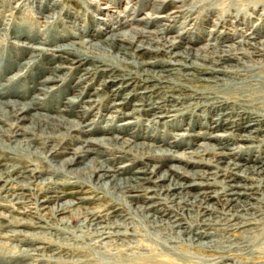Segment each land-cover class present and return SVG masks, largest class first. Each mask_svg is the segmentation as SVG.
<instances>
[{
  "label": "rangeland",
  "instance_id": "rangeland-1",
  "mask_svg": "<svg viewBox=\"0 0 264 264\" xmlns=\"http://www.w3.org/2000/svg\"><path fill=\"white\" fill-rule=\"evenodd\" d=\"M209 2L215 8L213 14L203 10L199 14L195 12L190 15L185 11L188 9L186 7L189 6V0L185 3L179 0H0V93L4 92L0 94V101L15 99L22 102L28 100L30 96H37L39 99H36L32 109L27 110L26 116L34 113L60 115L66 120L80 124L79 128L85 131L80 133L67 125L55 126L53 138L44 141L45 136H41L38 127L36 130L32 127L34 135L29 138L33 139L30 140V148L25 151L11 149L14 144L12 139L3 140L4 143L1 145L4 144L5 147H0V155L3 156L0 160V173L8 165L21 166L20 170L25 169L26 175L31 173V169H37L39 172H35V175L39 178L51 176L57 182L55 193L60 195L57 203L69 200L73 204L62 214H51L48 209L55 201H43L44 195L48 193L44 185L37 183L40 186H34L35 182L20 178L24 184L18 186V183L5 181L6 178L1 176L0 264H264V212H262L264 175L252 173L247 167L244 168L253 165L264 169V129L257 130L250 137L239 139L241 134H247L248 129L252 127H264V121L255 122L256 124L248 128L246 124L250 120L246 114L251 117L253 114L245 111L246 114L242 112L239 115L223 116L220 125L215 126V122L210 118L216 116L217 110H230V106L224 105L225 101L222 98H217L214 105L218 103L220 107L211 113L210 109L206 111V105L198 108L189 103L193 100L182 99L181 103L173 106L178 109L169 112L173 115L148 121L150 115L147 112L163 114L167 113L166 110L169 108L166 102L149 111L146 102L157 100L152 94L143 98H146L143 109L132 113L131 117L125 116L124 114L131 112L136 103L142 101L139 99V94L132 97L129 94L136 84L133 86L132 81L128 86H123L124 83L107 84L104 89L93 92L96 88H101V83L110 75L125 78L127 76L123 65L115 64L109 58L110 61L106 59L104 64H101L99 57L86 61L81 56H75L72 58L75 62L63 63L64 67L56 72L61 75L60 79L47 84L49 87L47 94H37L36 88L39 86L37 80L47 75L45 69L48 65L56 64L54 58L40 55L33 66L17 69L18 63L29 59L24 58L25 51L17 43L23 41L29 43L28 37L34 36L50 42L61 34L65 35L64 31L92 34L98 29L103 30L107 24L116 26L114 23L116 20L129 23L119 30L129 31L136 28L145 31V34L149 33L150 37L154 38L157 35L158 42L149 43L150 47L166 44V41L174 39L181 40L175 50L184 46L194 49L205 42H214L212 38L216 36H230L234 33L237 34L232 35V38L224 43L230 42L236 45L241 40L238 36L239 29L242 30L241 33L253 30L260 33L257 39H264L262 9L253 11L248 8L243 11L245 14L239 17V21L232 16H226L225 20H228V24L219 27L211 37L208 29L217 21L219 11L228 8L227 11L231 13L233 7L228 0H209ZM46 15L49 17L44 18ZM168 15L171 17H165ZM182 18H185L184 22ZM236 28H239L237 32H235ZM157 30L162 32L158 34ZM238 48L244 50L246 47L240 45ZM125 57L133 63L138 62L135 57ZM237 57L240 58L238 61L230 58L224 62L229 66L238 67L239 75H236L234 82H239V79L246 75L249 78L256 74L264 76L263 64H255L253 68L249 62L243 63L248 57L241 55ZM164 62L162 67L153 65L149 68L170 69L164 71L167 78L178 83L187 82L181 76V73L185 74L186 71L171 70L172 67L166 66V61ZM15 71L19 73L18 78L7 80ZM136 72L140 71L136 70ZM190 72H194L199 77L209 75L199 71L190 70ZM79 77H83V80L75 86ZM248 83L253 84L255 80ZM118 85L123 87L119 88L115 95H111ZM165 85L173 86L171 89L177 87V84L172 82ZM191 85L193 86L190 84L188 87L191 88ZM211 86L213 87L210 88L216 87V89L223 87L218 83ZM167 88L163 86L158 91H165ZM199 88L204 87L199 86ZM79 91L83 92L80 102L66 104L73 93ZM180 92L190 94L189 90L182 89ZM89 98L96 100L87 106L88 111H84L82 106L87 105L85 100ZM115 101L127 102L115 113L112 110L116 108H109ZM241 103L237 106L242 107ZM258 105L264 109V99L260 100ZM243 106L246 107L244 104ZM109 113L114 117L109 116ZM75 114L81 117H76ZM11 119L14 121V118ZM15 122L17 128L28 124V120H15ZM1 126L8 127V122L4 121ZM198 132L204 137H195L194 134ZM216 134L222 135L216 136ZM100 136L106 138L103 145L112 143L110 144L112 149L91 145L92 152L84 158H77L73 166L67 167L65 171L49 174L48 150L51 146H55L57 150L52 158L55 161L53 163L57 164L73 154L75 147L84 145L81 138ZM125 139L140 147L136 146L134 149L124 147L120 141ZM201 142L206 145L196 148L195 144ZM141 143L147 145L141 146ZM195 148L198 152L190 153ZM152 150L164 151L155 153ZM166 150L174 154L182 152L196 161L164 154ZM38 151L42 152V157H38ZM217 152L228 154L220 156ZM89 159H96L113 167L116 170L115 176L122 179L138 175L137 170L145 168L147 173L144 176L151 180L159 174H169L174 181L188 184L185 189L188 190L189 195L178 201V198L160 191L152 181L140 180L141 183L137 187L138 190L133 193L134 196L123 193L125 201H122L111 188L99 187L95 178L91 177L86 181L83 176L74 174V168L79 166L83 168L85 164L82 161L87 162ZM231 162L241 165L236 170L232 169L234 172L249 177H239L238 181L240 180L247 187L242 188L244 193L241 195L233 196L237 198L234 200H239L242 204L246 202L244 203L246 211L239 209L236 200L225 202L229 197L228 192L231 191L228 189L229 184L232 183L228 177V167L231 168ZM174 165L178 166V171L169 168ZM85 168V171H89V166ZM152 168L154 172L150 173ZM187 171L193 174L200 171L202 175L194 174L196 178H191L185 175ZM15 174H12V178H15ZM29 180L33 181V179ZM19 192L24 195L18 194ZM64 192L69 193L64 194ZM194 197L197 198L196 205L192 203V206L184 201L187 199V202H190ZM201 204L202 206H198ZM140 205L151 206L142 208L139 207ZM86 209L91 212L86 214L87 218L88 215L90 218L97 217L96 220L102 224L100 227L102 230L117 228L124 234L112 235L95 246V239L90 235L92 229L79 227L83 217L77 214ZM234 211L239 215L244 212L247 214H242L245 216L243 225H235V228H231L233 226H226L225 222L238 221L234 215H229ZM252 215L255 216L253 219L250 217ZM61 217L65 219L61 221ZM116 218L119 222L123 220L122 226L111 225ZM176 223L178 225H175ZM199 232H206L207 235H200ZM192 235L193 242L212 240L213 246L210 249L192 247V244L185 242V239ZM27 252L31 253L28 257L25 255Z\"/></svg>",
  "mask_w": 264,
  "mask_h": 264
},
{
  "label": "bare ground",
  "instance_id": "bare-ground-1",
  "mask_svg": "<svg viewBox=\"0 0 264 264\" xmlns=\"http://www.w3.org/2000/svg\"><path fill=\"white\" fill-rule=\"evenodd\" d=\"M183 3L188 0H179ZM230 1L232 5V11L231 13L228 10L219 11V17L217 18V21L214 22L211 26L212 28H209V34L211 37L213 34L218 30L219 27H225L228 24V20H225L226 16H232L233 18H237V21H239L240 16H244V10L245 9H251L253 11H256L257 9L260 10L262 9V13H264V0H228ZM55 3V2H54ZM80 4V3H79ZM211 3L209 0H189V6H187L185 9L186 12L193 14L197 12V14L206 11L209 14H213L215 11V8L210 5ZM185 5V4H184ZM149 7V6H148ZM178 12V11H177ZM232 12H234L232 14ZM51 15V14H50ZM171 17V15L165 16V17ZM188 16V15H187ZM49 17V15H46L44 18ZM52 17V16H51ZM164 17V16H163ZM191 17V16H190ZM224 18L223 20L221 18ZM101 19V18H98ZM155 19V18H154ZM183 22L185 21V18H182ZM187 19V18H186ZM128 21L125 22H119L115 21L116 26H109L107 23L106 27L103 28V30L98 29L94 33H83L80 31V33L76 32H70L67 31L65 35H60L57 38H54L50 42L48 40H41L36 37H28L27 40L29 43L26 42H18L17 45L22 48L25 53L24 55L26 56L28 53L29 56L24 58H29L25 59L22 61V63H18L17 69H22L23 67H31L37 62V57L40 55H49L52 58L55 59L56 64L54 65H48L45 69V72L47 73L46 76L40 78L37 80V84L39 86L36 88L37 94H47L49 92V87L47 86L48 83H52L55 81H58L60 79L61 75L56 74V72H59L64 65L63 63H68V61L75 62L72 58L75 56L77 57H83L86 61H92V59H95L96 57H99L101 64H104V60L110 59L112 62H115V64L123 65V70L126 71V78L123 76H113L112 75L108 76L106 80H104L101 83V88H96L95 91L97 92L101 89H104L107 84H116V83H124L123 86H128L130 85V82H133V86L136 84V87L131 89V92L129 93L130 96H135L139 94V99H141V102L136 103L132 109L131 112L125 113V116H132V113L138 112V110L143 109L142 106L145 102V99L147 98L148 95H153L156 97L157 100H151L149 103L146 102V105L149 106L147 109L149 111H153L155 108L160 107L163 103L165 104L168 102L169 108H167V113L163 114H156L155 112H147L150 115V118L148 121H153V120H159V118L163 116H171L173 114H170L169 112L175 111V108L173 106L181 103L182 99H191L193 100L192 102H189L190 104L196 106V107H202L206 105V111L211 113L214 111L217 107H220V105L217 103V105H214L215 101H217V98H222L225 102L224 105L227 104L229 105L230 110H223L221 111L217 110L218 112L216 113L215 117H212L213 122H215V126L220 125V121L223 120V116H232V115H239L249 113L253 114L252 117L246 114V117L249 118L250 122L246 124V126L251 127L253 124H256L257 122L264 121V109L261 108L258 104H260V100L264 99V76H259L256 74V76H251L250 78L248 75L244 78H240L239 82H234V79L236 77L238 70V67H235L233 65H228L225 64L224 62L227 61V59H236L238 61L240 58L237 56H246L248 57V60L243 61L244 62H249L250 66L255 68V64H263L264 65V39H257L260 35V33H256L255 31H243L241 33V29L236 28L235 32H237V29H239L240 32H238V36L241 38V40L238 41L239 44L233 45V43H224L228 41L229 39L232 38V35H235L237 33H234L230 36H216L212 38L214 42H205L201 46L196 47V48H191V47H186L184 46L182 49H177L175 48L179 47L181 40H174L171 39L170 41H166V44H160L159 46H154L150 47L149 43H157L158 42V37L155 35V37H150V34L147 33L145 34V31L141 29H131L129 31H122L119 29L124 28L127 26L129 23ZM134 22H136L134 20ZM141 23V22H139ZM222 24V25H221ZM189 25V24H188ZM217 25H219L217 27ZM225 25V26H223ZM77 28V27H75ZM205 29V27H204ZM158 31V34L161 33L162 31ZM89 32V31H88ZM153 33V32H152ZM155 34H157L155 32ZM19 37V36H18ZM31 39H34L35 41H29ZM210 39V38H209ZM31 42V43H30ZM232 42V41H231ZM239 45V46H238ZM240 45H244L246 48L244 50H241ZM239 54V55H238ZM125 56H131L135 57L138 59L137 63H133L132 60L128 61ZM164 57L165 59L161 58ZM108 59V60H109ZM109 60V61H110ZM166 61V66H171L172 69H175L177 71H186L185 74L181 73V76L183 79H186L187 82L185 81L181 83H178L177 81H172L169 78H167L166 73L164 71H168L170 69H157L153 70L150 69V66H164ZM51 62V61H50ZM48 62V64H51ZM159 62H164V63H159ZM59 63V64H57ZM162 64V65H161ZM139 66V67H138ZM88 69V68H87ZM139 70L140 72H136V70ZM28 70V69H27ZM192 71H199L203 72L206 74H209L206 77H199L197 76L194 72ZM18 71V70H17ZM221 74V75H219ZM254 75V74H253ZM19 73H16V71L8 76L7 80H12L18 78ZM249 78V79H248ZM128 79L129 81H127ZM83 80V77H79L77 79V82H75V86H78L80 82ZM125 80V82H123ZM251 80H255V83L251 84L248 83ZM190 81V82H189ZM140 82V83H139ZM172 82L176 83L177 87L174 89H171L173 86H166L165 84ZM211 82L218 83V85H223L222 88H210L213 87L210 84ZM152 83V85H151ZM191 85L189 88L188 86ZM200 83V84H199ZM202 86L204 88H199V86ZM150 85V86H148ZM187 85V86H186ZM122 85L116 86L117 88L113 92H111V95H115L118 92L119 88L123 87ZM168 87L165 91H158L160 87ZM71 89V87H70ZM183 90H189L190 94H183ZM202 89H204L202 91ZM218 90V92H217ZM72 91V90H71ZM175 91H178L177 93ZM82 91H79L78 93H73V96L69 98L66 101V104L70 103H77L80 102V96L82 95ZM163 93V94H161ZM0 94H4L2 91ZM146 97L145 99H143ZM2 98V97H1ZM39 99L37 96H30V98L26 101L19 102L18 100H13V99H8L4 101H0V124L4 121L8 122V127L3 128L0 125V147L4 148L5 145H1L3 140H8L12 139L14 141V144L12 145L11 149H23L24 151L26 149L30 148V140L33 138H29V136L34 135V129L40 130L41 136H45L43 139L44 141H50V138H53L52 134L54 133V127L55 126H70L73 129H77V131L85 132L82 130L80 127V124H75L73 120H66L65 118L58 116H53V115H45L41 113H34L26 116V112L29 109H32V106L35 104L36 99ZM127 98V96H126ZM96 99L94 98H89L85 100V103L87 105L82 106L83 110L88 111V105H91L92 103L95 102ZM100 101V99H97ZM242 102V107H239L237 105ZM127 102V101H126ZM125 101H115L112 102L109 106V108H116L112 111L115 113L117 111H120L118 108L122 107L125 103ZM163 104V105H164ZM243 104L248 108L244 107ZM145 105V104H144ZM223 105V106H224ZM222 106V107H223ZM9 108V109H7ZM203 108V107H202ZM240 109V111H236V109ZM226 109V108H225ZM244 109V110H243ZM246 111V112H245ZM263 111V112H260ZM112 113H109V116ZM203 114V113H202ZM144 115H146L144 113ZM76 117H81L79 114H75ZM12 118H14V121H11ZM256 117V118H253ZM15 120H28L27 125H22L17 128V125L15 124ZM253 120V121H252ZM48 121V123H47ZM69 121V122H67ZM46 122V123H45ZM211 122V123H213ZM256 122V123H255ZM77 126V127H76ZM32 127H35L32 129ZM16 128V129H15ZM40 128V129H39ZM65 128V127H64ZM186 129V128H185ZM264 129V127H258V128H250L247 131V134H241L239 139H245L246 137L252 136V134H255L257 130ZM52 132V133H51ZM88 132V131H87ZM103 132V131H102ZM58 133V132H57ZM107 133V132H106ZM195 137H204L201 132H198L197 134H194ZM217 135H222V134H216ZM213 136V135H212ZM114 138H118L117 136H113ZM206 137H211V136H206ZM105 137L100 136V137H94V138H87L83 139L81 138L84 142V145L75 147L74 150L72 151L73 154L70 156L65 157L64 159L60 160L57 164L53 163L55 162L52 158L54 156V152H56L55 146H51L50 149L48 150V155L50 157V164L47 166L49 167V174H54L57 171H65L67 167L73 166L77 162V158H81L84 156L86 157L90 152H92V147L91 145H99V146H104L105 148H111L110 144L112 143H106L105 144ZM107 141V140H106ZM132 142L129 139H125L120 141L121 145H124L129 147L128 149H134V147L139 146L137 144L133 145L131 144ZM109 144V145H108ZM142 145H147V144H142ZM196 148L199 146H204L206 143H197L195 144ZM140 147V146H139ZM193 149L190 151V153L193 152H198L197 150ZM37 149V148H35ZM36 151V150H35ZM153 151V150H152ZM164 150L160 151H153L155 153H162ZM167 151V150H166ZM169 154L172 156H176L180 159L184 160H190V161H196L192 160L191 156L185 155L184 153H171L169 150L167 152H164V154ZM33 154V153H32ZM38 157H42L41 154L42 152L38 151ZM228 153L224 152H217V155L224 156ZM47 155V156H48ZM56 155V154H55ZM3 158V156L0 155V160ZM53 163V164H52ZM84 169L82 167H76L74 168V174H77L78 176H83L86 181H89L91 177L95 178L96 183L100 186H104V188L108 187L111 188L113 193L116 192L117 197L120 198L122 201H125L124 194H129L128 196H134L133 193H135L138 190V185H140L141 182L140 180L143 181H152L154 183L155 187H159L160 191L162 190L165 192V194L171 195L173 198H178L177 200L179 201L181 198H186L189 193L188 190L185 188L188 186V184L185 183H179L174 181L169 174L162 173L159 174L154 180L149 179V177H145L144 175L147 173V168L143 170H137L138 175H132L128 177L127 179H122L120 177H116V170L113 167H109L105 165L103 162L98 161L96 159H89L87 162H83ZM89 166V171H85V167ZM241 165L238 163H232L231 162V168H229V181L232 183L229 184V197L225 199V202L229 201H235L237 198L233 197L239 196L244 191L242 192V188H246L247 186L242 184L240 180L238 181L239 177L243 178H249L245 174H241L238 172H234L233 170H236L239 168ZM21 166L18 165H8L5 168H3V172L0 173V177L4 176L6 179L5 181H14L15 183H18V186H22L24 184L23 180L20 178H25L27 181L32 182L35 185L37 183L44 185L45 189H48V193L44 195L43 201L44 202H50V201H55L53 206L49 208V212L51 214H62L68 207H70L73 203L72 201H65L61 203H57V200L59 199L60 195H56V183L51 176L49 177H40L35 175V172H39V170L31 169V173L26 175L25 169L20 170ZM120 167V166H118ZM154 167V166H153ZM247 167L249 171H252V173L258 174V175H264V169L260 168L259 166H244V168ZM172 170L178 171V166H170L169 167ZM233 169V170H232ZM154 169L152 168L150 173H153ZM15 174V178H12V174ZM194 174L202 175L200 171L195 172ZM193 173H187L185 174L186 176H190L191 178H196V176ZM17 179V180H16ZM29 179H33V181H30ZM1 180V178H0ZM163 182L167 181L166 183H157V182ZM40 186V185H37ZM3 187V186H2ZM97 187V189L99 188ZM40 188V187H39ZM36 189V188H35ZM146 190V188H145ZM177 190V191H175ZM173 191V192H171ZM69 193V192H64V194ZM264 195V191L262 192ZM22 194L23 193H18ZM227 194V193H226ZM76 198V197H75ZM84 198V197H83ZM134 198V197H133ZM234 198H236L234 200ZM76 199H81V197H78ZM197 198L194 197L192 201L187 202L193 206L195 204ZM183 201V202H184ZM200 202V201H199ZM238 202V203H237ZM185 203V202H184ZM193 203V204H192ZM235 203H237V206L239 209L245 210V204L246 202H242L239 200H236ZM196 205V204H195ZM151 205L148 206H139L142 208H147ZM198 206H202L198 205ZM205 207V206H204ZM208 206H206V209ZM264 212V210H262ZM91 213L88 209L86 211L78 212L77 216L80 215V217H83V220L80 222L79 227H85L86 229H92V232L90 233L91 237L94 240L95 246L98 245V243H101L102 240L112 236V235H123L124 232H120L117 228L113 229L110 228L109 230L105 229L102 230L100 227L102 224L98 220H96L97 217H92L86 214ZM253 213V212H250ZM242 214H247V212H244ZM239 215L237 211H234L232 213H229L231 216H235V218L238 219L237 222H225L226 226H233L231 228H235V225H243V220L245 216ZM175 215V214H174ZM188 217L190 215L187 214ZM255 217L254 215L250 216ZM65 217H61L60 220L63 221ZM176 219V218H175ZM123 221V220H122ZM122 221H118L116 218L111 222V225L117 227L122 226ZM228 221V220H227ZM231 221V220H230ZM249 221V220H248ZM250 223V222H249ZM175 225H178L176 223ZM100 228V229H99ZM227 228V229H231ZM200 235L206 236V232H199ZM193 235L188 236L185 239V242H187L189 245L192 244V247L196 248H208L210 249L213 246L212 240L208 241H197L193 242ZM195 240V239H194ZM41 248V246L39 247ZM36 249V248H35ZM33 249V250H35ZM26 250V249H25ZM28 251V250H26ZM31 253L27 252L25 255L28 257Z\"/></svg>",
  "mask_w": 264,
  "mask_h": 264
}]
</instances>
